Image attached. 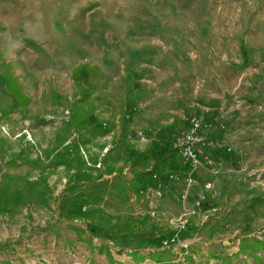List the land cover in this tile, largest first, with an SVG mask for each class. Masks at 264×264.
Masks as SVG:
<instances>
[{"label": "rangeland", "instance_id": "obj_1", "mask_svg": "<svg viewBox=\"0 0 264 264\" xmlns=\"http://www.w3.org/2000/svg\"><path fill=\"white\" fill-rule=\"evenodd\" d=\"M164 1L0 0V61L8 63V70L30 98L28 106L20 105L4 88L0 72V264H99V254L108 258L113 257L112 250L126 254V249L116 250L122 248L118 242L138 236L141 240L146 237V232L140 233L142 228L151 229L147 235L151 240L138 248L166 250L181 259L175 264L210 263L213 247L191 244L190 234L179 235L169 245L162 238L154 242L155 235L180 229L161 227L159 196L150 192L148 184L134 188L131 181L134 169L149 170L161 160L153 149L158 125L148 111L140 121L152 124L150 138L145 127L134 125L135 109L130 107L131 89L125 86L124 73L106 64L103 70L94 62L101 54L109 55L102 45H109L112 38L117 39L122 54L130 46L139 48L143 34L157 32L159 22L167 28L180 27L181 36L192 27H207L210 18H224V30L239 27L247 46L242 91L252 96L254 108L248 112L255 117L250 126L259 135L248 153H235L224 160L231 159L234 165L242 162L246 170L256 171L264 167V0H224L234 5L220 10L209 8L206 2L223 0H175L193 1L191 8L178 7L176 12ZM144 2L156 7L159 20L143 14ZM82 63L100 67L105 76L91 98L95 112L76 130L69 123L73 102L81 86L89 83L86 74L80 75V85L73 77L74 68ZM4 109L8 114H2ZM202 113L190 114L187 125L193 115ZM226 118L230 124L231 117ZM94 126H103L106 135L92 138ZM78 133L82 134L79 142L74 141ZM82 138H91V142L84 144ZM79 156L85 163L77 165ZM184 161L176 155L166 163L185 165ZM204 161L209 166L221 162ZM110 166L123 167V171L109 172ZM88 194L99 198L84 208L89 216L70 218L75 203ZM259 197L264 201L263 194ZM179 217H172L170 224ZM130 221H134L132 230L119 234L117 224ZM236 229H224L233 242L230 248L235 246ZM253 233V228H242L238 234L246 237L240 245L255 239L249 236ZM238 252L232 255L236 257L233 263L226 260L225 264H264L255 257L259 252ZM252 255L258 263L250 259Z\"/></svg>", "mask_w": 264, "mask_h": 264}, {"label": "crops", "instance_id": "obj_2", "mask_svg": "<svg viewBox=\"0 0 264 264\" xmlns=\"http://www.w3.org/2000/svg\"><path fill=\"white\" fill-rule=\"evenodd\" d=\"M164 3L174 11L178 7L191 8L193 1L167 0ZM206 3L209 8L218 10L234 5L226 4L224 0ZM142 8L144 15L160 18L153 5L144 2ZM220 15L224 16V12H220ZM210 20L211 24L207 27H192L183 36L180 35V27L170 23L174 28H167L159 22L157 32L143 34L144 42L140 47L133 49L130 46L125 54L118 52L117 39L112 38L109 45H102V49L109 55L101 54V59L94 62L103 70L106 64L111 70L124 73L125 86L131 89L130 107L135 109L134 125L145 127L150 138L152 124L140 121L144 111H148L153 118L152 122L158 125L153 136V149L160 154L157 158H161L162 143L157 139L161 126L174 123L186 125L190 114L201 113L206 107L231 117L223 137L243 154L249 152L252 141L259 135L254 126H250L255 117V114L248 112L254 108L250 100L252 96L242 91L247 47L243 32L239 27L224 30V18ZM261 143L258 141L259 146ZM205 154L221 162L209 166L205 161L193 165L185 160V165H179L166 163L168 158H161L155 164L156 177L146 184L153 194L161 192V196L156 199L161 216L158 218L159 225L167 229L177 228L170 224V219L185 216L188 229H169L159 236L155 235L154 242L161 238L178 239L179 235L190 234L191 244L202 248L213 247L211 254L214 258L209 255V264H222L224 258L233 263L236 257L232 255L238 253L241 240L246 237L238 234L242 228H253L254 233L260 234L249 236L264 239V201L259 197L260 194L264 196V167L260 166L256 171L246 170L242 162L234 165L231 155H226L231 158L229 161L224 160V152L208 150ZM188 165L191 168H187ZM188 177H192L194 182H189ZM184 190L188 196L185 201H181L180 195ZM202 197H205V201L198 206L196 202ZM225 228H238L233 234L237 239L232 248L228 247L233 242L229 239L231 236L226 232L224 234ZM150 230L145 231L146 237L141 240L139 236L133 239L122 238L118 242L122 248L116 250L126 249V254H117L112 250V258L99 254L97 262L156 264L157 260H161V264H170L181 261L164 250L155 252L152 248H138L142 242L151 240L147 238V235H151ZM134 245L135 248H131ZM253 255L250 259L256 263V258L264 261V253L259 252L256 258Z\"/></svg>", "mask_w": 264, "mask_h": 264}, {"label": "trees", "instance_id": "obj_3", "mask_svg": "<svg viewBox=\"0 0 264 264\" xmlns=\"http://www.w3.org/2000/svg\"><path fill=\"white\" fill-rule=\"evenodd\" d=\"M8 63L3 60L0 61V72L2 71L3 77L5 79L4 82V88L7 92L12 94L22 106H28L30 103V98L26 97V95L23 93L21 85H19L12 73L8 70ZM82 74L87 75V79L89 81L87 86H84V84L81 86V90L79 93H77L75 96V100L73 102L71 117L69 120V123L75 127L76 130L82 128L85 123L87 122L89 116L93 114L96 110V105L91 100V98L94 95L96 84L99 83L102 77L105 76V73L101 70L98 66H92L88 63H82L79 66L75 67L73 70V77L78 85H80L79 77ZM107 80H105L106 83ZM6 111V112H5ZM2 114H8L7 110H2ZM183 128H187L186 125H183ZM182 127H180L179 124H166L161 126V129L158 132L157 139L162 143L161 145V158H169L171 156L180 155L179 150L173 146L174 139H172V133L177 132L178 130H182ZM107 129H105L103 126H94L92 128L91 134L92 138L97 136L106 135ZM82 137V134L78 133V137L74 141H80V138ZM82 143H90L91 138H82ZM75 161H77V165L79 163H85V160L82 157L75 158ZM159 161V160H157ZM115 170L123 171V167H118L115 169L114 166L109 167V172H114ZM156 177V166L149 170H141L137 171L134 169V174L131 179L133 187L137 186H143L147 183L148 180L153 179ZM261 198V197H260ZM99 198H97L96 194H88L85 196L84 200L77 201L75 203V208L72 210L70 214V218L74 219H85L89 216V212H85L84 208L93 203L98 202ZM145 218L142 220V225H145ZM134 226V221L130 222H122L120 224H117V229L119 231V234L129 232L132 230V227ZM249 229V228H248ZM145 230L142 228L140 230V233H144ZM251 251V253L257 254L258 252H261L264 250V240L260 238H255L253 240H244L241 244L240 252L246 253L247 251ZM166 251V250H164ZM239 253V252H238ZM223 263H227L225 258L223 260ZM156 264H161V260H157ZM175 264V263H170Z\"/></svg>", "mask_w": 264, "mask_h": 264}, {"label": "built area", "instance_id": "obj_4", "mask_svg": "<svg viewBox=\"0 0 264 264\" xmlns=\"http://www.w3.org/2000/svg\"><path fill=\"white\" fill-rule=\"evenodd\" d=\"M228 125V119L225 114L218 113L212 107H206L202 114H195L191 117L186 129L172 133V139H174L173 146L179 150L180 156L186 161H190L193 165L206 159L209 162H213V158L205 154L208 150L224 152V158H227L226 155L233 156L235 153L240 155L242 152H236L235 148L226 141L225 136L223 137V134L228 129ZM173 177L178 179V177L171 176V178ZM187 179L191 183L194 182L192 177H188ZM157 195L161 196V192H157ZM187 196L188 193L184 190L180 195V200L185 201ZM204 201L205 197H202L196 204L199 206ZM171 223L174 225L177 223V227L180 230H185L187 229L188 220L185 216H180L177 220L172 219ZM176 239H166L163 244L169 245L171 241Z\"/></svg>", "mask_w": 264, "mask_h": 264}]
</instances>
